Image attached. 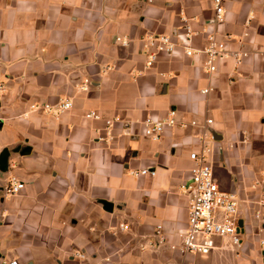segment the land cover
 Returning a JSON list of instances; mask_svg holds the SVG:
<instances>
[{
	"label": "crops",
	"instance_id": "1",
	"mask_svg": "<svg viewBox=\"0 0 264 264\" xmlns=\"http://www.w3.org/2000/svg\"><path fill=\"white\" fill-rule=\"evenodd\" d=\"M223 5L216 24L211 0H0V152H9L0 170V260L264 264V222L253 217L264 188V0ZM186 24L197 32L212 25L228 49L248 56L220 59L209 73L203 54L178 46L146 67L138 38L153 32L180 43ZM205 43L204 33L192 39L195 49ZM63 99L73 107L57 116L29 110ZM170 109L200 126L145 137L143 119ZM90 110L118 121L106 129L85 117ZM203 147L219 187L240 199L242 242L218 238L207 255L181 253L169 247L187 222L191 195L181 185L195 165L190 153ZM141 168L154 173H131ZM12 175L24 189L5 196ZM157 225L167 242L151 246Z\"/></svg>",
	"mask_w": 264,
	"mask_h": 264
},
{
	"label": "built area",
	"instance_id": "2",
	"mask_svg": "<svg viewBox=\"0 0 264 264\" xmlns=\"http://www.w3.org/2000/svg\"><path fill=\"white\" fill-rule=\"evenodd\" d=\"M151 2L152 0H146ZM215 15L212 22L219 24L224 20L225 9L224 0H211ZM181 42H176L171 35L148 32L138 38L141 44L142 53L145 57V66L150 68L157 61L161 54H171L180 46L186 55L203 54L205 56V68L209 73L215 72L217 69V61L226 57H231L239 64L248 56V51L244 49L230 50L224 42L216 37V29L212 25H208L200 32L193 31L189 25L182 28ZM205 34L206 43L200 49L192 47V39L198 34ZM114 42L126 46L129 41L126 38L115 36ZM90 81L85 79L81 89L86 90ZM5 85L0 83V96L4 92ZM210 89L202 90L207 93ZM73 107L70 99L59 100L54 104L38 103L31 104L30 111L41 110L53 116L65 112ZM27 112L24 113L26 115ZM88 119L102 120L106 129L110 127L117 117L107 118L102 116L95 110L85 113ZM211 119H207L205 124L211 123ZM143 126V135L153 140H158L164 132L172 127L200 126L196 120L180 121L177 119L176 110L170 109L166 116L159 117L152 114L147 115L141 122ZM205 129V126H202ZM206 149L203 147L199 152H191L190 158L195 165L191 169L189 179L181 185L184 191H189L191 195L190 204L187 211V222L185 230L179 243L170 244L171 249L181 253H194L200 255L209 254L216 248V240L218 238L227 239L233 246H240L242 239L239 226L238 208L240 199L233 191L222 190L214 178L211 165L205 158ZM131 173L135 176L153 174L154 170L141 168L133 170ZM24 189V182L17 176L12 175L3 187L5 196H13L19 194ZM257 209L253 213L256 221L264 222V188L256 201ZM121 229L125 228L123 225ZM166 236L160 225H157L152 233V240L149 242L151 246L165 245ZM260 246L264 251V238L260 239ZM0 264H18L17 260H0Z\"/></svg>",
	"mask_w": 264,
	"mask_h": 264
},
{
	"label": "water",
	"instance_id": "3",
	"mask_svg": "<svg viewBox=\"0 0 264 264\" xmlns=\"http://www.w3.org/2000/svg\"><path fill=\"white\" fill-rule=\"evenodd\" d=\"M25 150H29V148H26L22 151V153H25L24 151ZM8 150L7 149H4L0 152V170L1 171H4L6 166H7V158H8ZM239 226H241V222H239Z\"/></svg>",
	"mask_w": 264,
	"mask_h": 264
}]
</instances>
